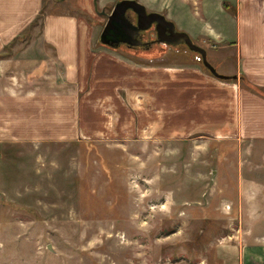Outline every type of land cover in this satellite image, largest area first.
I'll list each match as a JSON object with an SVG mask.
<instances>
[{
	"label": "rangeland",
	"instance_id": "rangeland-1",
	"mask_svg": "<svg viewBox=\"0 0 264 264\" xmlns=\"http://www.w3.org/2000/svg\"><path fill=\"white\" fill-rule=\"evenodd\" d=\"M117 1L43 0L31 32L4 46L3 58L26 48L52 54L44 18L70 13L85 26L92 57L81 133L0 140V264H224L240 246L264 240V149L247 151L250 142L231 137L147 134L142 94L127 102L110 77L122 69L106 62L110 55L204 64L185 43L159 41L154 25L136 33L138 44L102 42ZM139 1L202 44L187 30L192 17L202 18V0ZM172 103L161 112L171 128Z\"/></svg>",
	"mask_w": 264,
	"mask_h": 264
},
{
	"label": "crops",
	"instance_id": "crops-1",
	"mask_svg": "<svg viewBox=\"0 0 264 264\" xmlns=\"http://www.w3.org/2000/svg\"><path fill=\"white\" fill-rule=\"evenodd\" d=\"M195 1V5L201 2ZM202 1V18L195 21L192 17L187 30L200 39L217 70L232 78L205 71L192 56L167 63L162 56L136 62L112 55L106 62L119 63L122 69L117 76L112 71L110 77L118 79V89L126 90L127 102L135 103V95L142 94L149 135L231 137L250 142L247 151H259L264 149V0ZM42 5L43 0H0V53L38 15ZM42 34L52 54L26 48L0 58V140L70 137L83 129L78 106L92 57L85 26L70 13H47ZM168 88H173V96ZM111 96L117 102L120 93ZM172 101L171 128L161 112ZM154 113L157 115L148 117ZM238 250L239 255L225 257L223 263H264L254 254H264V240Z\"/></svg>",
	"mask_w": 264,
	"mask_h": 264
},
{
	"label": "water",
	"instance_id": "water-1",
	"mask_svg": "<svg viewBox=\"0 0 264 264\" xmlns=\"http://www.w3.org/2000/svg\"><path fill=\"white\" fill-rule=\"evenodd\" d=\"M132 9L137 15L134 23L126 12ZM155 22V28L159 41L171 44L185 43L191 50L200 53L203 64L216 76L229 78V75L221 73L208 60L206 49L193 41L187 31L176 29L173 20L159 11H148L144 3L139 0H119L115 3L112 11L108 14L107 22L103 28L100 39L104 43H118L125 41L129 44H138L140 40L136 33L141 29L150 27Z\"/></svg>",
	"mask_w": 264,
	"mask_h": 264
},
{
	"label": "trees",
	"instance_id": "trees-1",
	"mask_svg": "<svg viewBox=\"0 0 264 264\" xmlns=\"http://www.w3.org/2000/svg\"><path fill=\"white\" fill-rule=\"evenodd\" d=\"M42 10V9H41ZM40 10V11H41ZM37 17H38V15L28 24V26L22 31V33H20V34H18L16 37H22V36H24V34H27V33H29V32H31V27L36 23V21H37ZM15 37V38H16ZM195 52V54H200V53H198V52H196V51H194ZM5 53L4 52H2V53H0V57L1 56H3ZM201 62H202V60H201ZM205 69H207L208 70V68L206 67V66H204V65H202ZM209 71V70H208ZM210 72V71H209ZM229 78H232V76H229Z\"/></svg>",
	"mask_w": 264,
	"mask_h": 264
},
{
	"label": "flooded vegetation",
	"instance_id": "flooded-vegetation-1",
	"mask_svg": "<svg viewBox=\"0 0 264 264\" xmlns=\"http://www.w3.org/2000/svg\"><path fill=\"white\" fill-rule=\"evenodd\" d=\"M127 13H129V14H131V15H133V14H135V21L137 22V15H136V13L132 10V9H128L127 10ZM155 26V22L151 25V27L152 26ZM156 29V28H155ZM176 29H177V27H176ZM146 30H148V29H141L139 32H138V36L141 38V37H143L144 35H145V31ZM155 32H156V35H157V30H155ZM158 36V35H157ZM152 40H153V38H152ZM151 40H148V41H145L146 43H148V42H150ZM143 43H144V40H143Z\"/></svg>",
	"mask_w": 264,
	"mask_h": 264
},
{
	"label": "built area",
	"instance_id": "built-area-1",
	"mask_svg": "<svg viewBox=\"0 0 264 264\" xmlns=\"http://www.w3.org/2000/svg\"><path fill=\"white\" fill-rule=\"evenodd\" d=\"M201 56H198V58L200 59Z\"/></svg>",
	"mask_w": 264,
	"mask_h": 264
}]
</instances>
